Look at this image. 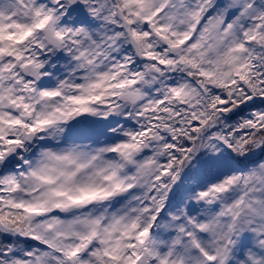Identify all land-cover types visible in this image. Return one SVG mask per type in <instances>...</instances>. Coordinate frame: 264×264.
Masks as SVG:
<instances>
[{"label": "snow or ice", "instance_id": "obj_1", "mask_svg": "<svg viewBox=\"0 0 264 264\" xmlns=\"http://www.w3.org/2000/svg\"><path fill=\"white\" fill-rule=\"evenodd\" d=\"M0 264H264V0H0Z\"/></svg>", "mask_w": 264, "mask_h": 264}]
</instances>
